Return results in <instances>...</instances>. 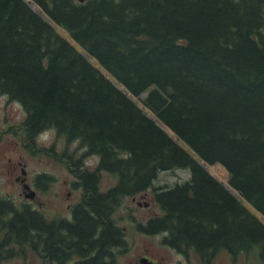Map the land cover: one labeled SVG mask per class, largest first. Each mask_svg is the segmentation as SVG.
Masks as SVG:
<instances>
[{
    "label": "trees",
    "instance_id": "16d2710c",
    "mask_svg": "<svg viewBox=\"0 0 264 264\" xmlns=\"http://www.w3.org/2000/svg\"><path fill=\"white\" fill-rule=\"evenodd\" d=\"M34 1L67 35L27 0H0V95L24 106L25 136L79 141L80 156H59L84 200L56 223L0 195V264L28 249L51 264H115L126 239L113 212L149 189L163 211L138 229L205 263L221 250L264 261V0ZM202 160L224 165L239 196ZM178 167L190 178L156 184ZM102 171L117 178L106 190Z\"/></svg>",
    "mask_w": 264,
    "mask_h": 264
},
{
    "label": "rangeland",
    "instance_id": "374dc122",
    "mask_svg": "<svg viewBox=\"0 0 264 264\" xmlns=\"http://www.w3.org/2000/svg\"><path fill=\"white\" fill-rule=\"evenodd\" d=\"M27 1L36 11L55 24L61 33L66 34L64 28L56 24L40 5L34 0ZM88 57L95 61L94 57L90 55ZM145 94L146 92L142 95ZM132 97L174 138H177L176 133L159 120L139 97ZM25 116L26 110L20 102L10 99L7 95H0V195L12 197L18 204L28 202L41 208L49 218L62 214L70 215L66 209V204L69 202L79 203L84 200V189H82L74 170L59 155L65 153L78 157L85 149L79 145L77 140L70 141L69 147H67V140L60 138L51 128L39 132L34 137L25 136L20 131V124ZM19 160L22 163L19 164L17 162ZM98 161V155L84 156L82 158L83 168H94ZM201 162L214 176L239 196L238 191L229 183V172L224 165L221 163L210 164L204 160ZM23 166L25 173L22 175H26L27 182L36 190L34 197L27 196L26 191L29 192V190L25 189L21 181L16 179V176L21 174V167ZM44 174L48 175L47 178L43 177ZM190 174V168L187 167L165 170L160 173L156 184L173 185L187 180L186 178L189 179ZM116 180L114 174L102 171L100 188L106 190ZM73 183L80 187H76L68 195L67 192L71 187H74ZM162 211V207L155 200L153 189L123 198L121 204L113 212V217L124 227L126 244L124 248L116 249L115 264H137V262L142 264L140 259L144 255L152 257L159 264H264V261L257 259L254 253L241 254L239 258L233 261L224 250L217 253L210 262L205 263L193 249L189 253L180 252L164 243L163 232L148 233L138 229L137 223L139 221L146 222L152 215L161 214ZM259 215L263 218L261 214ZM52 260L47 253H44L43 258L35 250L28 249L25 254L6 259L4 263L42 264L43 262V264H51ZM77 260L78 257L73 256L72 259L63 264H76ZM55 263L54 261L52 264Z\"/></svg>",
    "mask_w": 264,
    "mask_h": 264
},
{
    "label": "flooded vegetation",
    "instance_id": "af4514ba",
    "mask_svg": "<svg viewBox=\"0 0 264 264\" xmlns=\"http://www.w3.org/2000/svg\"><path fill=\"white\" fill-rule=\"evenodd\" d=\"M19 164L20 163H22V161H17ZM25 164V163H24ZM25 172H24V166L23 167H21V174H18L17 176H16V179L17 180H19V181H21V183H22V185L24 184V182H26L27 180H26V175H22V174H24ZM65 184H67V181H65ZM73 185H74V187H71L70 188V190L67 192V194L68 195H70V193L73 191V189H75L76 187H80V186H76V184H74L73 183ZM82 189H83V187H82ZM25 191V190H24ZM84 192L85 191H83V194H84ZM81 198H82V196H81ZM78 203V202H77ZM77 203H71V202H69V203H67L66 204V209H67V211L70 213V215H67V214H62V215H59V216H53V217H51V218H49V216H48V219L49 220H51L52 222H56V223H58V222H71V221H73V219H74V217H75V215H74V210H73V208H74V206H75V204H77ZM58 230H59V234L60 235H62V234H64V232H63V230H62V228L60 227H58ZM142 257H147L149 260H150V263H146V264H159V262L157 261V260H155V259H153L152 257H149V256H146V255H144V256H142ZM141 257V258H142ZM141 260V259H140ZM69 260L67 259V260H65V262L67 263ZM141 262V261H140ZM65 263V264H66ZM142 264H144L143 262H141ZM137 264H139V262H137Z\"/></svg>",
    "mask_w": 264,
    "mask_h": 264
},
{
    "label": "water",
    "instance_id": "95a60500",
    "mask_svg": "<svg viewBox=\"0 0 264 264\" xmlns=\"http://www.w3.org/2000/svg\"><path fill=\"white\" fill-rule=\"evenodd\" d=\"M24 172H25V170H24ZM23 185H24L25 189L29 190V192L26 191L27 196L34 197L36 195V191L33 188H31V186L29 185L28 182H25ZM140 261L143 262L144 264L150 263V260L147 257H142Z\"/></svg>",
    "mask_w": 264,
    "mask_h": 264
}]
</instances>
